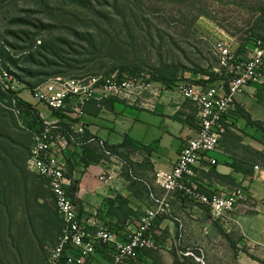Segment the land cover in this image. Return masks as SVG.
Listing matches in <instances>:
<instances>
[{
    "label": "rangeland",
    "instance_id": "374dc122",
    "mask_svg": "<svg viewBox=\"0 0 264 264\" xmlns=\"http://www.w3.org/2000/svg\"><path fill=\"white\" fill-rule=\"evenodd\" d=\"M263 35L264 0H0V66L34 104L30 90L57 75L126 67L180 81L188 71L218 69L215 42L231 43L240 56ZM40 126L0 100V264H46L57 243L61 219L52 194L25 165ZM230 214L232 224L217 230L230 231L224 241H235L237 251L205 245L183 264H202L198 257L204 264H260L248 255L264 261V200L246 197Z\"/></svg>",
    "mask_w": 264,
    "mask_h": 264
},
{
    "label": "crops",
    "instance_id": "0c3cea01",
    "mask_svg": "<svg viewBox=\"0 0 264 264\" xmlns=\"http://www.w3.org/2000/svg\"><path fill=\"white\" fill-rule=\"evenodd\" d=\"M252 47L247 46L248 51L240 56H251ZM184 80L193 81L200 91L219 79L210 83L208 76L192 74L184 76ZM153 86L154 91L126 100L87 102L80 119L23 98L42 121H57L60 135H72L77 140L67 145L57 142L55 151L57 160L65 164L66 177L72 184L70 197L79 217L93 218L118 233L127 221L136 222L145 209L151 208L149 192L161 194L155 172L172 169L184 143L195 137L199 128L196 106L185 100L176 87L166 88L156 82ZM227 120L229 128L214 155L216 164L202 162L194 185L206 194H226L239 186L246 197L264 200V83L247 86L236 95ZM90 139L95 141L89 142ZM100 144L123 162L110 184L99 180L105 158ZM171 205V215L158 218L152 228L157 249L143 251L131 264H183L188 256H193L191 251H202L205 245L208 250L229 247L237 251L235 241H224L227 236L230 238V231L217 230L232 224L231 214L218 219L217 225L204 207L183 196L172 197ZM65 254L78 256L74 249H67ZM110 262L109 251L103 245H97L95 253L85 260V264Z\"/></svg>",
    "mask_w": 264,
    "mask_h": 264
},
{
    "label": "built area",
    "instance_id": "2783aa9c",
    "mask_svg": "<svg viewBox=\"0 0 264 264\" xmlns=\"http://www.w3.org/2000/svg\"><path fill=\"white\" fill-rule=\"evenodd\" d=\"M214 49L218 56V69L215 72L219 75L214 85L200 91L196 90L192 81H183L176 86L181 96L197 108L199 128L196 136L186 140L172 169L155 172V183L161 194L150 191L151 208L145 209L136 222L127 221L121 233L106 228L93 218L79 217L69 194L72 184L66 177L65 164L57 160L55 151L57 142L67 145L69 142L75 144L77 140L72 135L68 138L60 135L57 121H43L39 132L33 136L27 168L46 181L61 219L57 243L50 250L46 264H85L86 258L95 253L97 245L107 247L110 264H131L138 260L143 251L157 249L152 228L158 218L171 215L172 197L183 196L204 207L215 219L233 212L246 199L244 189L239 186L226 194H206L194 182L202 162L216 164L214 155L219 151L221 140L229 128L227 115L234 106L236 95L247 86L264 83V35L254 40L251 56L246 58L237 55L232 44L225 40L215 42ZM17 82L11 71L0 66L2 89L17 92L14 87ZM154 90L150 75L116 71L109 75L55 76L30 90V94L50 110L69 112L75 119H80L87 102H100L107 98L126 100ZM9 107L16 115L20 114L16 98L12 99ZM100 146L105 158L99 180L110 184L117 178L123 162L103 144ZM255 170L258 171L259 167L256 166ZM67 249L76 250L78 256L66 255ZM197 261L204 264L202 257H198Z\"/></svg>",
    "mask_w": 264,
    "mask_h": 264
},
{
    "label": "trees",
    "instance_id": "16d2710c",
    "mask_svg": "<svg viewBox=\"0 0 264 264\" xmlns=\"http://www.w3.org/2000/svg\"><path fill=\"white\" fill-rule=\"evenodd\" d=\"M262 37V36H260ZM256 38H259L256 37ZM255 38V39H256ZM253 39L251 42L249 41L248 42V45L247 46H253V43H254V40ZM92 49L94 50V52H97L98 50V47L93 45L92 46ZM105 57V56H103ZM103 57H100L99 55H97V57H95L96 60H100V61H103L104 58ZM101 63V62H100ZM102 68H105L106 66L103 65L101 66ZM108 68V67H107ZM114 69H110L105 75H109V74H112L116 71H113ZM128 69L126 67H120V70H118V72L120 73H128V74H131V75H135V74H132L131 72H127ZM189 73H193V74H199L201 76H208L209 77V82L210 83H213V82H216L218 79H219V75L214 71V70H201V69H198L196 71H188ZM12 73V72H11ZM14 75V77L16 78L17 80V76L12 73ZM59 76V75H57ZM55 77V76H54ZM151 80L153 82H156V83H160L162 86L166 87V88H174L176 87L179 83L183 82V81H189V80H180V81H177L175 79H170L168 77L165 76L164 72L162 70H159V72L157 74H152V77H151ZM193 82V81H192ZM29 86V85H28ZM33 89V88H32ZM31 89V90H32ZM13 98H16L17 99V104H18V107L20 109V114L21 115H27L28 117L32 118L34 121L36 122H39L41 123V126L39 127L38 131L41 129L42 125H43V121L40 117V115L36 112V110L34 109V107L26 102L22 97H20V92H15V91H11V90H4L2 89L1 85H0V100L6 102L8 105L11 104V101ZM36 132V133H37ZM30 154V153H29ZM28 157L29 155L26 157L25 159V165L27 166V160H28ZM39 177V176H38ZM40 178V177H39ZM42 179V178H41ZM73 187V186H72ZM75 190V189H74ZM70 194V193H69ZM73 198V197H72ZM60 230H61V225L60 227L58 228V231H57V238L59 236V233H60ZM233 248H234V245H233ZM252 260L260 263V264H264V261L260 260V259H257L251 255H248Z\"/></svg>",
    "mask_w": 264,
    "mask_h": 264
}]
</instances>
